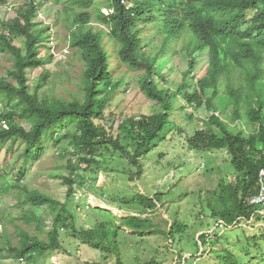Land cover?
I'll use <instances>...</instances> for the list:
<instances>
[{
    "label": "trees",
    "instance_id": "16d2710c",
    "mask_svg": "<svg viewBox=\"0 0 264 264\" xmlns=\"http://www.w3.org/2000/svg\"><path fill=\"white\" fill-rule=\"evenodd\" d=\"M41 11L46 18H54L55 39L67 44L70 59L83 64L79 92L71 99L54 97L44 89L49 79L45 65L53 55L45 35L49 23H45ZM61 28L65 33H59ZM0 46L13 60L12 69L0 74V103H5L0 109V156L2 148L7 147L6 153L18 154L16 160L20 161L13 165L11 160H0V198L10 196L18 205L46 207L51 216V228L46 238L40 239L38 232L44 229L38 223L42 218L29 208L22 209L21 218L32 227L17 226L16 244L3 227L1 259L32 262L39 255L59 250L60 232L70 227L72 215L65 202L44 191H30L22 181L25 165L46 155L48 139L63 153L73 149L87 167L102 148L110 146L137 164L138 158L149 153L168 128L176 125V116L197 126L187 139L189 149H225L237 174L234 182L219 181L208 203L212 216L226 227L264 218L258 212L260 207L245 204L255 192L259 170L264 166V0H21L14 17L0 19ZM179 52L185 54L187 66L180 83L171 86L165 78L170 70L165 69L164 76L161 70L170 56ZM199 56L205 57L201 61L204 66ZM112 60L119 70L138 73L137 92L153 107L152 112L139 115L118 113L121 122L117 133L104 123L106 109L113 108L110 99L123 82V76H114ZM38 69L41 74L33 78V87L30 73ZM195 70L201 74L190 77ZM191 81L195 84L189 92ZM218 96L232 108L230 120L217 113ZM187 106L193 111L204 107L210 115L195 122ZM239 123L242 129L232 132ZM243 124L248 127L246 136ZM15 146L19 148L15 150ZM71 163L69 170L73 172L60 175L68 188L66 199L74 194L75 185L83 183L73 175L75 167ZM9 174L14 178L7 179ZM157 203L158 196L144 194L127 199L125 205L137 213L121 219L120 227L141 233L151 222L141 215L156 208ZM2 218L14 221L15 211L0 214L4 225ZM185 226L174 220L168 237L174 239L186 230ZM76 234L87 245L115 254L120 261L118 242L115 236L109 241L106 223L77 229ZM205 238L202 233L197 242L205 245ZM251 240L249 244L258 248L259 241ZM221 253L219 264H243L231 250ZM255 259L257 264H264V257ZM144 264L158 262L151 259Z\"/></svg>",
    "mask_w": 264,
    "mask_h": 264
},
{
    "label": "rangeland",
    "instance_id": "374dc122",
    "mask_svg": "<svg viewBox=\"0 0 264 264\" xmlns=\"http://www.w3.org/2000/svg\"><path fill=\"white\" fill-rule=\"evenodd\" d=\"M20 1L6 0L5 3H0V19L8 20L14 17ZM103 12H107L105 7ZM41 15L45 23H49V32L45 35L51 43L49 53L53 55V59L45 65L49 79L44 89L54 97L71 99L73 94L79 92L78 84L83 64L76 59H70L71 53L67 44L61 45L55 39L54 18H46L42 11ZM59 33H65L64 28H61ZM179 47L177 46L178 49ZM42 51L44 52V49ZM203 58L205 57L199 56L200 64ZM170 59L164 68L160 64L161 69L163 68L161 74H165V69H169L170 72L165 76L168 85H178L182 71L187 66V59L181 52L171 55ZM12 67L10 54L0 46V74L4 75L6 70ZM112 68L115 77L123 76V82L110 99L113 108L106 109L104 123L107 127H112L113 133H117L121 122L118 113L121 112L124 116L139 115L152 112L153 107L148 106L150 104H146L137 92V72L119 70L115 60H112ZM40 71L41 69H38L30 73V84L33 87V78L40 75ZM200 74L195 70L190 77L195 78ZM193 84L195 82L191 81L189 92H192ZM225 101L224 97L216 98L219 106L217 113L222 112L224 117L230 120L232 108L226 105ZM4 106L5 103H0V109ZM186 109L194 114L195 122H200L210 115L204 107L197 111H193L190 106ZM175 121L176 125L169 127L163 139L156 141L149 153L142 154L137 164L132 163L131 157L110 146L102 148L99 156H94L92 163L87 167L73 149L63 153L59 146L48 139L46 155L35 163L25 165L26 172L22 181L30 191H44L58 201L65 202L72 215L70 227L60 232L59 250L48 251L32 262L0 258V264H144L151 259H155L158 264H219V257L223 254L221 252L226 253L229 250L235 253L243 264H257L255 257H264V218L258 220L254 217L253 220L243 221L240 225L226 227L219 224V220L212 216L208 208L209 200L213 198L212 193L219 181L228 184L236 180L237 174L230 163V156L225 149L204 152L189 149L187 139L197 130V126L180 116H176ZM240 129L242 125L239 123L232 132L237 133ZM243 129L247 132L248 127L243 124ZM60 133H64V130ZM13 148L16 150L19 147ZM130 149L134 153L131 147ZM6 152L7 147L2 148L0 160H11L15 165L18 154ZM70 162L75 167L73 175L78 176L83 183L75 185L74 194L66 199L68 188L62 183L60 175L73 172L69 170ZM80 164L81 168L77 170L76 167ZM6 178L13 179L14 176L9 174ZM138 194L150 198L158 196L156 208L141 215L151 221L143 227L141 233L125 226L120 227L121 219L136 215V210L125 203L127 199ZM28 208L42 218L38 225L44 231L38 232V235L40 239H45L46 231L51 228V216L46 207L18 205L10 196L0 198V214L15 211L14 221L2 218L4 225L0 223V232L3 227L6 228L12 244L18 241L17 226L25 229L32 227L26 225L25 220L21 218L22 209ZM174 220L186 225V230L171 240L167 233ZM102 222L106 223L109 241L116 237L120 261L115 254L87 245L76 234L77 229L89 228ZM202 233L206 234L205 245L197 242ZM252 238L259 241L258 248L252 243L249 244ZM261 251L263 253H260Z\"/></svg>",
    "mask_w": 264,
    "mask_h": 264
},
{
    "label": "built area",
    "instance_id": "2783aa9c",
    "mask_svg": "<svg viewBox=\"0 0 264 264\" xmlns=\"http://www.w3.org/2000/svg\"><path fill=\"white\" fill-rule=\"evenodd\" d=\"M245 204L249 207H260L259 213H262V210H264V166L259 170L255 192L246 198Z\"/></svg>",
    "mask_w": 264,
    "mask_h": 264
}]
</instances>
